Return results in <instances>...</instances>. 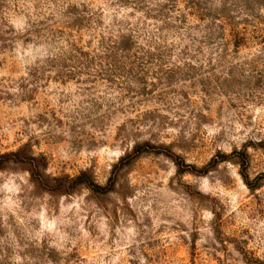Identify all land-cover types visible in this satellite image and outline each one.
Listing matches in <instances>:
<instances>
[{
    "label": "rangeland",
    "instance_id": "rangeland-1",
    "mask_svg": "<svg viewBox=\"0 0 264 264\" xmlns=\"http://www.w3.org/2000/svg\"><path fill=\"white\" fill-rule=\"evenodd\" d=\"M0 264H264V0H0Z\"/></svg>",
    "mask_w": 264,
    "mask_h": 264
},
{
    "label": "trees",
    "instance_id": "trees-1",
    "mask_svg": "<svg viewBox=\"0 0 264 264\" xmlns=\"http://www.w3.org/2000/svg\"><path fill=\"white\" fill-rule=\"evenodd\" d=\"M143 152H147V149L145 148H142L140 145H135L134 148H133V156H138L140 155L141 153ZM20 151H16V152H12L10 153L9 155L13 156L14 157V160H21V159H18V157L20 156ZM23 159H25V157H23ZM31 163L30 165L32 166L31 167V170H32V175L34 176L35 174H38L40 172V165L39 163L36 161V158L34 157H31L30 159ZM241 165L244 164V159H242ZM176 165L179 166V163L176 162ZM242 176H244V179L246 178V175H244L243 171H242ZM68 178V177H67ZM246 180V184L249 185L251 188H252V185H250L249 181ZM68 185L65 187V189H60L61 186H65V185H61V184H58L56 187L57 190L61 191V190H68L69 187H73V186H77V185H86L90 188H92L93 190H96V191H101V192H104L106 191V188L100 186V185H97L95 183H93L90 178L86 175V173H81L80 175L74 177V178H71L69 179L68 178Z\"/></svg>",
    "mask_w": 264,
    "mask_h": 264
}]
</instances>
